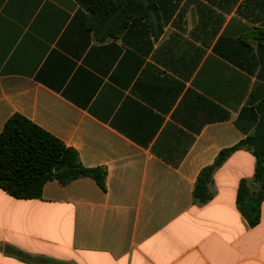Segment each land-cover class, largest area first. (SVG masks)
Here are the masks:
<instances>
[{"label": "crops", "instance_id": "obj_1", "mask_svg": "<svg viewBox=\"0 0 264 264\" xmlns=\"http://www.w3.org/2000/svg\"><path fill=\"white\" fill-rule=\"evenodd\" d=\"M154 2L99 40L77 0H0V132L20 113L108 171L106 189L0 187V264H264V202L255 226L237 206L250 150L215 171L209 202L193 199L260 119L264 0Z\"/></svg>", "mask_w": 264, "mask_h": 264}, {"label": "trees", "instance_id": "obj_2", "mask_svg": "<svg viewBox=\"0 0 264 264\" xmlns=\"http://www.w3.org/2000/svg\"><path fill=\"white\" fill-rule=\"evenodd\" d=\"M77 1L87 10V27L99 40L119 37L131 21L147 18L155 9L154 0ZM258 107L260 119L254 131L236 145L222 149L215 161L200 171L193 190L196 203L209 202L215 171L236 150H250L256 158L255 174L252 181L241 180L237 206L252 226L260 222L264 202V99ZM107 174L105 166H85L75 148L20 113L13 114L0 132V187L16 198H41L48 181L67 185L85 176L106 189ZM11 253L19 251L11 249Z\"/></svg>", "mask_w": 264, "mask_h": 264}, {"label": "water", "instance_id": "obj_3", "mask_svg": "<svg viewBox=\"0 0 264 264\" xmlns=\"http://www.w3.org/2000/svg\"><path fill=\"white\" fill-rule=\"evenodd\" d=\"M252 187H253V189H256L257 188L256 185H252Z\"/></svg>", "mask_w": 264, "mask_h": 264}]
</instances>
